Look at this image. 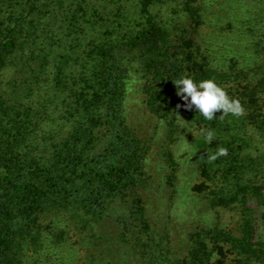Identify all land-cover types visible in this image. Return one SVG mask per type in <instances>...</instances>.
<instances>
[{"label":"trees","instance_id":"trees-1","mask_svg":"<svg viewBox=\"0 0 264 264\" xmlns=\"http://www.w3.org/2000/svg\"><path fill=\"white\" fill-rule=\"evenodd\" d=\"M202 24L196 0H0V264H35L69 216L114 224L107 264H264V30L247 65L201 47ZM184 76L240 113L185 109ZM199 198L214 220L176 226Z\"/></svg>","mask_w":264,"mask_h":264},{"label":"rangeland","instance_id":"rangeland-1","mask_svg":"<svg viewBox=\"0 0 264 264\" xmlns=\"http://www.w3.org/2000/svg\"><path fill=\"white\" fill-rule=\"evenodd\" d=\"M256 1L196 0L203 15L197 43L206 49L211 48L217 61L221 58L227 62L234 56L247 65L252 64L251 52L255 54L253 43L260 33L259 27L264 30V6ZM248 8L253 9L252 15L248 13ZM249 26L257 28L254 33L247 30ZM186 190L187 187L184 188ZM248 205L255 211V238L264 240V206H260L255 199L249 200ZM192 208L186 211V206L177 207L174 224L179 228L183 224L189 226L187 216L190 214L194 220H214V210L206 200L199 198ZM223 217L225 221L228 219L227 214ZM54 223L45 230L43 244L37 250L28 252L36 259L35 264H107L123 256L116 242V227L108 219L97 223L89 218L80 220L69 216L57 217ZM45 225L50 224L46 222Z\"/></svg>","mask_w":264,"mask_h":264},{"label":"clouds","instance_id":"clouds-1","mask_svg":"<svg viewBox=\"0 0 264 264\" xmlns=\"http://www.w3.org/2000/svg\"><path fill=\"white\" fill-rule=\"evenodd\" d=\"M173 84L176 86V95L183 102L182 107L194 109L208 120H212L218 112L239 114L241 111L239 101L230 97L212 79L197 82L192 77L184 76L176 79ZM206 139L211 141V132L207 133ZM220 154H226V149H221Z\"/></svg>","mask_w":264,"mask_h":264}]
</instances>
